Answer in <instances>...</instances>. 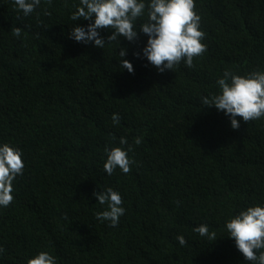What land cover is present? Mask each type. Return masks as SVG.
<instances>
[{
  "label": "trees",
  "instance_id": "trees-1",
  "mask_svg": "<svg viewBox=\"0 0 264 264\" xmlns=\"http://www.w3.org/2000/svg\"><path fill=\"white\" fill-rule=\"evenodd\" d=\"M195 4L207 51L193 68L161 74L143 57L139 29L136 42L104 49L70 38L89 23L70 19L80 0H41L27 17L0 0V145L20 148L25 164L12 204L0 207V264H27L40 251L56 264H250L226 222L264 205V118L237 117L234 130L202 98L219 93L225 70H264V0ZM147 19L146 9L137 28ZM100 34L107 43L112 32ZM120 47L134 74L120 65ZM121 137L135 163L109 176L104 149ZM107 187L123 199L116 227L96 219L107 205L93 193ZM202 223L217 241L193 231Z\"/></svg>",
  "mask_w": 264,
  "mask_h": 264
},
{
  "label": "clouds",
  "instance_id": "clouds-1",
  "mask_svg": "<svg viewBox=\"0 0 264 264\" xmlns=\"http://www.w3.org/2000/svg\"><path fill=\"white\" fill-rule=\"evenodd\" d=\"M45 3L50 5L51 0H45ZM14 4L27 17L40 6L41 0H14ZM146 9L148 19L137 28L136 21L145 14ZM70 19L74 22L89 21L86 28L74 25L69 33L70 38L84 44L93 42L100 49L112 42L120 45L121 37L129 42H136L139 39V29V32L148 37L142 49L143 57L161 74L165 70L172 71L182 62L185 67L193 68L194 58L207 51V45L203 43L206 34L201 30V17L196 12L195 0H80V5ZM105 29L112 32L107 36V43L100 34ZM11 33L19 38L22 28L13 27ZM126 53L127 49L120 47V65L123 70L134 74L132 63L124 59ZM134 55L140 57V53ZM217 85L219 93L203 97L202 104L207 108L214 107L228 116L232 129L240 127L237 117L245 123L264 118V70L245 75L225 70L223 77L217 80ZM119 120V115L113 114V124H118ZM112 139L116 140V137L113 136ZM142 141V137H137L134 144L138 146ZM119 145L104 149L107 158L103 168L109 176L117 168L128 174L135 163L129 158V152L133 149L128 145L127 139L119 138ZM24 168L20 148L8 143L0 145V207L7 208L12 204L13 184L18 176L23 175ZM93 195L100 205H107L106 210L96 213V219L108 221L110 227H116L125 214L121 194L107 187ZM226 229L230 234L228 238L235 241V247L246 261L250 264H264V205L257 204L241 210L239 214L229 218ZM193 231L211 241L218 240L215 231L209 232L208 224L202 223L194 227ZM175 239L181 246L187 244L183 235H177ZM4 251L0 246V254ZM27 264H56V257L47 251H40L28 259Z\"/></svg>",
  "mask_w": 264,
  "mask_h": 264
}]
</instances>
